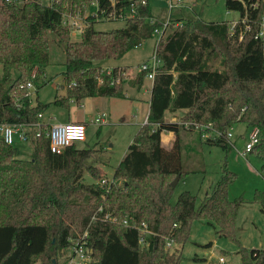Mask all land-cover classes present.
<instances>
[{
	"label": "trees",
	"instance_id": "obj_1",
	"mask_svg": "<svg viewBox=\"0 0 264 264\" xmlns=\"http://www.w3.org/2000/svg\"><path fill=\"white\" fill-rule=\"evenodd\" d=\"M0 0V124L38 121L47 104H31L27 89H20L33 73L39 80L48 66L49 33L63 43L65 97L54 105L67 106L84 98L126 99L125 68L107 72L97 61L118 60L146 40L163 23L142 0H115L114 9L128 15L123 28L95 31L96 17L88 18L78 41H72L64 15L82 14L92 4L97 18L113 10L111 0ZM226 11L238 14L228 21L203 22L185 19L154 48L160 62L150 86L149 108L143 124L114 169L113 183L106 191L83 181L92 148L74 143L60 154L49 150L42 125L41 137L32 145L30 159H20L16 146L0 138V264H66L59 254L87 233L92 262L89 264H181V255L165 250V240L186 243L194 220L217 226V235L238 248L241 264H264V249L242 248L235 236V217L243 200L228 198L236 175L223 167L211 193L203 199L184 191L171 202V182L185 170L181 133L204 128L208 136L197 141L221 147L232 144L227 134L237 124L259 130V140L249 156L259 163L264 184V35L262 0H224ZM133 12V13H132ZM168 25V24H167ZM146 71L130 82L139 90ZM20 98L16 104L15 98ZM185 111L180 121L167 122L165 113ZM189 124L185 127L184 124ZM172 132L171 147L160 135ZM253 202L264 214V187L255 191ZM101 209V211H99ZM130 217L152 232L139 243L137 230L123 228L104 215ZM209 249L211 242L198 245ZM192 262L213 264L194 256Z\"/></svg>",
	"mask_w": 264,
	"mask_h": 264
},
{
	"label": "rangeland",
	"instance_id": "obj_2",
	"mask_svg": "<svg viewBox=\"0 0 264 264\" xmlns=\"http://www.w3.org/2000/svg\"><path fill=\"white\" fill-rule=\"evenodd\" d=\"M43 2L46 4L48 1L43 0ZM262 2L264 4V0ZM147 3L151 15L164 25L168 24L164 36L168 35L171 29L178 25V22L185 19L198 18L206 23L228 21L231 26L238 20L237 13L226 11L224 0H182L177 5L174 0H147ZM88 9L82 14L76 13L74 16H70L74 17V20L70 19L69 15L64 16L72 41H78L81 36V31H78L76 26L84 28L88 18H91L96 11L95 6H90ZM95 20L93 22L95 31L120 29L125 24L123 20L105 18H96ZM159 36L161 35L146 40L118 60L94 63L95 66L102 68H125L123 88L124 94L129 95V99L102 97L94 99L91 97L82 99L80 103L70 101L67 106H57L53 104L55 98H62L66 95V83L63 79L65 45L59 43L56 36L49 33L48 66L41 79L32 81L33 88L29 91V98L32 105L36 100L41 104L48 105L42 113L44 117H41V122L68 123L67 118H70L89 124L86 130V141L75 143L78 148L93 149L91 158L85 163L86 168L89 169L84 171V183L98 185L101 179H113L115 167L124 157L132 139L143 125L148 111L147 101L150 96L148 87L151 81L145 78L143 86L139 90L131 86L130 82L135 78L142 63L151 62L155 43ZM101 112L107 115L106 123L102 125L89 123ZM184 114L185 111H179L175 114L167 113L166 117H173L180 121ZM246 128L244 124L235 125L230 130L233 135L231 140L234 141L240 133L243 134ZM248 129L250 128L248 127ZM202 133L203 131L200 129L181 133L182 141L185 144L182 150L185 158V170L190 173L177 182L171 202L174 203L177 196L184 191H189L198 199H202L205 193L210 192V187L218 181L223 167H226L236 175L235 181L229 186L228 198L243 200L242 207L237 211L235 217V236L242 248L264 249V214L260 211V207L253 202L255 191H262L264 187L258 173L260 167L258 161L249 155L246 156V160L238 155L237 150H243L245 142L242 143L238 140L235 142V148L225 152L221 147L197 141L198 134L202 135ZM200 138L201 140L205 139L201 136ZM16 147L19 150L20 159H30L32 145L17 143ZM198 169L202 170L197 172ZM114 183L119 184L120 180H116ZM208 242H212V250H206L196 245ZM183 245L181 264H197L192 262L194 256L210 258L213 264H241L236 244L228 238L219 237L217 226L206 221L194 220L192 222L188 239ZM65 252L64 250L59 254L61 263L64 261L66 263ZM219 257H222L225 262L219 263ZM36 264H40V262Z\"/></svg>",
	"mask_w": 264,
	"mask_h": 264
},
{
	"label": "built area",
	"instance_id": "obj_3",
	"mask_svg": "<svg viewBox=\"0 0 264 264\" xmlns=\"http://www.w3.org/2000/svg\"><path fill=\"white\" fill-rule=\"evenodd\" d=\"M114 1L111 0L112 3V8L113 10L109 12L107 16H105L104 11L100 12V14L103 17L100 18H105V19H112V20H127L128 15L123 14L121 10H115L114 9ZM176 1V5L181 3L182 0H174ZM147 0H142V4H146ZM91 6H95L96 11L93 14L94 17L97 18V6L96 4H92ZM172 6V5H171ZM133 13V12H132ZM65 16V15H64ZM71 15H69L70 17ZM74 16V15H73ZM70 19L74 20V17H70ZM64 24H66L65 20H63ZM235 24V23H234ZM263 25V24H262ZM167 25L163 24V29ZM78 31L83 30L82 27L76 26ZM163 29L159 32L160 29H156L154 31V36L156 35H162ZM264 35V29L261 27V31L259 32L258 36H263ZM161 36H159L160 39ZM159 39L156 41L155 46ZM155 48V47H154ZM160 65V62L155 58V55L153 54V58L151 62L148 63H142L140 67L138 68L139 71H146L147 75L146 78L149 81H152L155 75L156 70L158 69ZM35 80V73L31 75L30 80L20 86V89H27L30 91V89L33 88L32 81ZM30 93H28L29 96ZM16 104H20V98L16 97L15 98ZM38 121L35 123H29V124H0V138L3 140V142L8 145V146H16L17 143H26L29 145H33V142L41 137V127L42 125H48L44 124L41 122V117L42 114H38ZM146 122V120H145ZM92 124L95 125H102L105 123L104 116L98 117L94 120L91 121ZM194 129L198 130H204V128L198 124H192ZM49 129L46 131L44 134L48 138V146L49 150L53 154H60L62 153L66 147H68L71 144L75 143H82L85 142L86 138V126L82 123H54L51 125H48ZM185 127H188L189 124L185 123ZM203 133L205 134L203 135ZM201 137L206 138L208 134L203 131ZM232 137V133L227 134V138L230 141ZM259 140V130L255 127L250 128L249 132L247 133V139L244 144V149L239 152V156L244 158L246 160V156L249 154L250 150L254 145L257 144ZM232 144V143H231ZM233 147V145H232ZM114 183V180L111 179H101L100 182L98 183V186L101 188H104L106 191L110 188V186ZM101 211V209H99ZM103 221H108L113 224H116L118 226H121L123 228H131L134 230H137L140 234L139 238V243L141 245H145V240L148 236L152 234V232L147 228V225L142 223V224H137L134 222L130 217L124 216V217H117V216H112L110 213H106L104 215ZM86 236L87 233H84V235L70 245L65 251V260L66 264H89L92 262V258L89 255V250L87 247V241H86ZM178 244H176L173 240H165V250L169 253H172L175 251L176 247ZM174 250V251H173ZM177 250V249H176ZM219 262L222 263L223 259L219 258Z\"/></svg>",
	"mask_w": 264,
	"mask_h": 264
},
{
	"label": "crops",
	"instance_id": "obj_4",
	"mask_svg": "<svg viewBox=\"0 0 264 264\" xmlns=\"http://www.w3.org/2000/svg\"><path fill=\"white\" fill-rule=\"evenodd\" d=\"M89 10V9H88ZM181 19V18H180ZM178 25L180 24V22H178L177 23ZM262 29H264V21H263V25H262ZM118 68H121V67H118ZM103 69H105L107 72H110L111 70H112V68H103ZM150 86H151V83L149 84V87H148V89H149V91H148V95H150ZM125 96H126V99H129L130 97H129V95H127V94H125ZM94 99H96V98H99V97H93ZM149 98H150V96H149ZM114 99V98H113ZM80 103V102H79ZM147 105H148V108H149V100L147 101ZM175 113H177V112H175ZM175 113H173V114H175ZM147 114H148V111H147ZM167 113H165V116H164V119H165V121H167V122H177V120L175 119V118H173V117H171V118H167L166 115ZM42 116H43V114H42ZM101 116H104V120H105V123H106V121H107V115L104 113V112H101L100 114H98L97 115V117L96 118H98V117H101ZM44 117V116H43ZM96 118H94V119H96ZM146 118H147V116H146ZM145 118V119H146ZM93 119V120H94ZM145 119H144V121H143V124H144V122H145ZM67 120L69 121V122H73V123H82V124H84L85 126H86V130H87V126L89 125V124H87L86 122H84V121H78V120H76V119H74V120H71L70 118H67ZM43 121V120H42ZM91 121L92 120H90L89 121V123H91ZM68 122V123H69ZM43 123L44 124H48V125H51V124H54V123H45L44 121H43ZM60 123H63V122H60ZM92 124V123H91ZM245 125V124H244ZM246 126V125H245ZM247 127V126H246ZM248 131H249V129H248V127L246 128V130H245V132L242 134V133H240L239 134V136L234 140V141H232L231 139H230V142L232 143V145H233V148H235V145H236V143L235 142H237L238 140H240V142H245L246 141V139H247V133H248ZM232 139H233V135H232V137H231ZM86 139V138H85ZM182 139V138H181ZM245 139V141H243ZM160 140H161V144H162V146L163 147H165V148H169V147H171V145H172V142L174 141V135H173V133L172 132H163V133H161V135H160ZM184 140V139H183ZM86 141V140H85ZM183 142V141H182ZM183 145H185L184 143H183ZM242 150H237V153H239V152H241ZM239 155V154H238ZM200 170H202V169H198L197 170V172H199ZM262 179V178H261ZM219 180V179H218ZM262 182H263V180H262ZM215 184V183H214ZM214 184L210 187V192H207V193H205V195H204V197L205 196H208L210 193H211V190H212V188H213V186H214ZM203 197V198H204ZM202 198V199H203ZM198 199V198H197ZM199 200H201V199H198V201ZM212 243V242H211ZM183 246L184 245H177V247H176V249L179 251H177L180 255H181V252L183 251ZM212 248H213V244H212V246H211V248H209V249H206V250H212ZM197 257V256H196ZM199 258V257H198ZM209 258V257H208ZM219 258H222V257H219ZM219 258H218V262H219ZM204 259H206V260H208V261H211L210 260V258L209 259H207V258H204ZM223 259V258H222ZM225 262V260L223 259V262L222 263H224ZM220 263V262H219Z\"/></svg>",
	"mask_w": 264,
	"mask_h": 264
},
{
	"label": "water",
	"instance_id": "obj_5",
	"mask_svg": "<svg viewBox=\"0 0 264 264\" xmlns=\"http://www.w3.org/2000/svg\"><path fill=\"white\" fill-rule=\"evenodd\" d=\"M179 181V176H177L172 182H171V187L174 188L177 184V182Z\"/></svg>",
	"mask_w": 264,
	"mask_h": 264
}]
</instances>
